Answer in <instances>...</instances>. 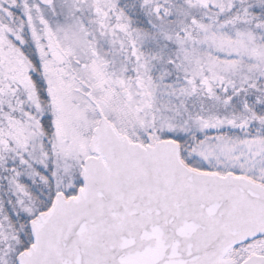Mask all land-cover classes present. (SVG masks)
<instances>
[{
    "label": "snow or ice",
    "instance_id": "snow-or-ice-1",
    "mask_svg": "<svg viewBox=\"0 0 264 264\" xmlns=\"http://www.w3.org/2000/svg\"><path fill=\"white\" fill-rule=\"evenodd\" d=\"M0 264H264V0H0Z\"/></svg>",
    "mask_w": 264,
    "mask_h": 264
}]
</instances>
